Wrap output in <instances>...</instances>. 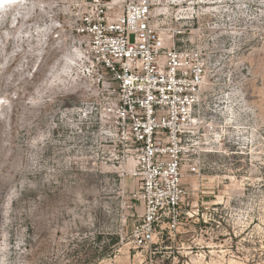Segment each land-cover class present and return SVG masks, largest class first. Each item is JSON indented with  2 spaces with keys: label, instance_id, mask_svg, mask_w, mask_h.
Wrapping results in <instances>:
<instances>
[{
  "label": "rangeland",
  "instance_id": "1",
  "mask_svg": "<svg viewBox=\"0 0 264 264\" xmlns=\"http://www.w3.org/2000/svg\"><path fill=\"white\" fill-rule=\"evenodd\" d=\"M86 1L0 10V264H264V0H168L157 17L151 1L158 27L206 59L205 119L222 121L221 101L238 93L247 103L234 106L241 128L227 129L226 151L195 145L183 162L194 216L142 249L143 201L107 75L72 46Z\"/></svg>",
  "mask_w": 264,
  "mask_h": 264
},
{
  "label": "built area",
  "instance_id": "2",
  "mask_svg": "<svg viewBox=\"0 0 264 264\" xmlns=\"http://www.w3.org/2000/svg\"><path fill=\"white\" fill-rule=\"evenodd\" d=\"M151 7V0H87L71 31L73 49L79 43L89 63L107 75V112L120 143L133 152L144 207L133 241L141 249L164 242L184 215L194 216L186 213L183 162L200 136L201 123L197 133L192 128L205 119L208 98L201 49L184 44L180 32L164 43ZM190 171L199 172L196 165Z\"/></svg>",
  "mask_w": 264,
  "mask_h": 264
},
{
  "label": "bare ground",
  "instance_id": "3",
  "mask_svg": "<svg viewBox=\"0 0 264 264\" xmlns=\"http://www.w3.org/2000/svg\"><path fill=\"white\" fill-rule=\"evenodd\" d=\"M29 1L30 0H0V10L3 9L4 5L26 3ZM151 1H152L153 5L156 6L155 10L153 11V13L155 14L156 17L158 15H164V14L170 13V7H169L171 5L170 1H168V0H151ZM175 1L180 2V0H175ZM181 4H182V1L180 2V5ZM180 14H189V13L188 12H185V13L180 12ZM181 17H183V16H181ZM171 35L172 34L165 31V29H160L161 40L164 43H167L168 45L171 43L170 39H169ZM78 62L80 63V64H78V68H81V66H82L81 62L80 61H78ZM65 68L67 70L69 68V66L67 65ZM208 72H211V71L208 70ZM209 75L210 74L207 73V76L205 77V83H206V87L208 86V89H209V85H210ZM221 103L224 104V106L221 108V114H222L221 119H222V121H218L217 119H213V120L201 119V121L196 120V125H194L192 128L194 133H197V129H198L200 123L205 128V134L202 135V139L195 143L204 152H217L219 150L226 151L225 141L227 139V137H226L227 129L234 127L235 130H239V128H241L240 122L238 120L237 112L234 110V106H238V107L246 106L247 101L245 100L244 96L241 93H238V96L236 99H231V98L223 99L221 101ZM218 105H220V103ZM214 118H215V116H214ZM129 166L133 170V168L135 166V161H134L133 157L129 158ZM198 185H199V183L195 182L194 187L197 188ZM231 263L232 264H247L246 262H243V261L237 260V259H232ZM190 264H206V263L202 262L200 259L192 257V262Z\"/></svg>",
  "mask_w": 264,
  "mask_h": 264
}]
</instances>
